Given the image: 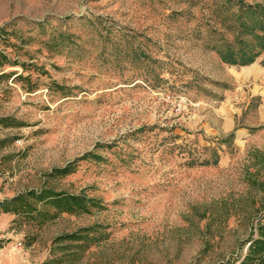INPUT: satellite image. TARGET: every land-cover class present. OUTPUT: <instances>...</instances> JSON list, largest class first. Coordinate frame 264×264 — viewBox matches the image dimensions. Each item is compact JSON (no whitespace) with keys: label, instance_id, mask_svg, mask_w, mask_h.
Instances as JSON below:
<instances>
[{"label":"rangeland","instance_id":"1","mask_svg":"<svg viewBox=\"0 0 264 264\" xmlns=\"http://www.w3.org/2000/svg\"><path fill=\"white\" fill-rule=\"evenodd\" d=\"M241 2L264 6L0 0V202L53 186L106 206L45 217L0 207V264H230L244 253L264 223V116L250 67L218 52L251 46L264 60V9ZM235 127L243 134L229 137ZM88 151L100 157L47 175ZM93 224L107 235L80 255L58 239Z\"/></svg>","mask_w":264,"mask_h":264},{"label":"trees","instance_id":"2","mask_svg":"<svg viewBox=\"0 0 264 264\" xmlns=\"http://www.w3.org/2000/svg\"><path fill=\"white\" fill-rule=\"evenodd\" d=\"M241 3L249 9H264V6L260 4ZM261 29L264 31V26H262ZM260 35L261 36H257L259 39V45L261 48H264V33ZM249 48H251V46L245 47L242 45L237 50H234L232 47L228 46L224 49H219L218 52L223 60L231 64L238 63L243 65L252 62L259 54V51L251 53ZM0 58L7 59L6 54L0 52ZM261 62L264 64V60ZM233 135V131L228 134L229 137H233ZM88 157L99 158L100 156L88 151L64 166L54 167L47 173V175L51 178L63 177L64 175L75 171L77 160L87 159ZM254 183L257 182L254 181ZM261 189H264V187ZM38 203H42L44 207L43 210L37 208ZM0 207L4 212H12L16 214L35 210V215L41 217L56 214L58 212H66L70 214L88 213L92 208L100 210L106 208V206L101 204L100 200L95 197H90L82 193L69 192L64 189H56L53 186H43L40 189L32 188L25 192L18 193L9 199L1 201ZM50 209H53L54 211L51 212ZM105 235H107V232L103 230L101 224H93L80 227L78 230L69 233L61 234L58 239L65 241L64 244H62L64 247L70 245L69 243H74L78 248L77 253L80 255L85 247L99 242V240ZM244 244V253L241 254L235 262H231L230 264H264V223L258 222L256 224V235L250 236ZM77 258H79V256Z\"/></svg>","mask_w":264,"mask_h":264},{"label":"crops","instance_id":"3","mask_svg":"<svg viewBox=\"0 0 264 264\" xmlns=\"http://www.w3.org/2000/svg\"><path fill=\"white\" fill-rule=\"evenodd\" d=\"M246 65H248L250 68L247 72H243L244 76L247 77L248 79L253 80L254 83L256 82V84H258V88H257L256 93H255V94L259 95V97H260V102L258 104V113H260V114H262V116H264V65H262L258 62H255V60H253L252 62H250L248 64H243V66H246ZM260 83H261V85H260ZM236 129H237V127L232 129L233 133H235ZM242 129L241 128L237 129L238 133H239L238 136H240V134H243Z\"/></svg>","mask_w":264,"mask_h":264}]
</instances>
